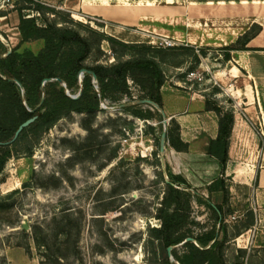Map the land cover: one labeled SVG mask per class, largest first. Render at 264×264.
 Masks as SVG:
<instances>
[{"label": "rangeland", "instance_id": "rangeland-1", "mask_svg": "<svg viewBox=\"0 0 264 264\" xmlns=\"http://www.w3.org/2000/svg\"><path fill=\"white\" fill-rule=\"evenodd\" d=\"M41 1L67 10L75 20L104 31L106 23L123 21L115 22L119 16L110 17L113 21L94 14L86 15L79 8L75 12L71 8V5L75 6V0ZM13 2L0 0V11L6 12V16H0L1 39L8 48L18 41V14L12 11ZM101 3L108 7L106 0L97 1L98 5ZM150 3L126 0L111 4L116 5L126 19L133 20V17L150 16ZM182 4L185 6L187 3ZM76 13L83 16L81 20L74 17ZM218 21L217 25L222 28L239 23L245 30L254 22L260 24L261 35L255 45L264 48V17L223 18ZM138 23L140 25L129 27L133 30L122 29L125 35H132L129 41L147 39L145 43L158 45L156 42L160 38L167 37L184 45H193L176 37L172 26L166 27L169 32H152L148 37L136 30L142 29L141 24L151 22L145 19ZM215 25L207 27L214 28ZM213 41L216 40L211 34L207 41L209 44L193 45L199 52L198 62L189 58V53H184L175 57L174 65L163 64L167 80L180 87L201 91L224 109L244 112L248 102L240 92V83L235 82L230 74L237 71L238 64L233 57L228 62L223 60L226 51L222 47L231 43L230 38L219 41V44H213ZM28 45L36 50L41 44L34 42ZM102 46L107 51L103 60L113 61L108 44L103 42ZM201 47L205 48L204 54ZM254 58L258 61L257 66L253 64L250 72L257 79L258 73L264 74V54ZM241 74L244 76L248 72ZM129 85L134 100L140 99L138 88L131 81ZM260 86L264 88V84ZM123 101L130 100L125 97ZM143 106L151 111L155 109ZM162 120V115L144 121L121 110L101 109L89 124L86 114L72 113L43 134L30 156L10 157L0 174V264H40V261L43 264H148V228L160 225L155 217L156 209L165 184L170 181L160 160ZM149 126L153 127L154 133H150ZM252 131L254 135H247L244 143L236 141L230 148L231 163L233 167L251 166L256 177L260 165H264V115L252 122ZM164 164L167 172L170 166L165 160ZM200 175L191 178L190 191L207 197L206 186L210 179ZM229 183L232 186L229 202L234 213L228 216V221L233 223L235 218L243 217L247 209H252L264 219V194L254 193L258 186L257 177L250 183L242 180L237 183L230 180ZM192 207V217L197 221L209 225L214 223L209 219L210 212L205 205L193 201ZM34 227L39 228V237L45 236L51 252L61 255L60 258H48L46 250L37 247ZM61 229L64 232L59 233Z\"/></svg>", "mask_w": 264, "mask_h": 264}, {"label": "trees", "instance_id": "trees-1", "mask_svg": "<svg viewBox=\"0 0 264 264\" xmlns=\"http://www.w3.org/2000/svg\"><path fill=\"white\" fill-rule=\"evenodd\" d=\"M12 11L18 14L19 40L6 54L9 48L0 38V174L10 157L30 156L43 134L60 119L72 113H83L89 124L93 121L101 107L89 71L95 73L102 100L108 105L129 102L123 101L125 97L134 100L129 85L131 81L141 94L138 98L151 99L162 107L160 89L167 80L163 64L174 65L175 57L184 53L199 61V52L193 45L161 47L145 42H125L104 29L75 20L69 11L41 0H14ZM0 16H6V12L0 11ZM260 31L261 25L252 23L235 41L222 47L226 51L223 60H231L233 51L264 50L249 45ZM38 41L42 45L37 50L28 45ZM103 42L109 46L110 58H113L111 62L103 60L107 56ZM200 50L202 54L206 52L204 47ZM82 70V92L73 99L66 94V89L70 94L79 91ZM10 78L16 79L20 85ZM47 78L53 80L44 83L42 101L41 85ZM56 78L65 83L66 89ZM205 106L206 110H212L218 116L217 136L208 141L205 151L218 162L219 173L206 186L208 193L204 197L190 191L192 187L188 181L167 168L171 183L166 182L155 214L160 225L148 228V264H242L248 260L247 250L237 247L235 239L254 225V211L247 209L243 217L235 218L233 223L228 221L234 209L229 202L231 178L225 176V169L234 110L224 109L217 101L207 97ZM121 111L142 120L161 116L156 108L151 111L143 105L127 106ZM35 114L37 119L24 128L14 142L1 144L10 140L18 126ZM149 130L154 133L152 126ZM166 139L168 146L175 150H188L189 145L181 139L175 119L167 125ZM193 201L207 207L209 219L214 221L212 225L200 223L192 217ZM39 231L38 227H34L37 247L46 250L48 258H60L61 255L51 252L46 237H39ZM62 232L61 229L59 233ZM188 237L195 242L185 241ZM176 245L179 248L172 249L174 260H171L167 247ZM40 264L43 262L40 261Z\"/></svg>", "mask_w": 264, "mask_h": 264}, {"label": "crops", "instance_id": "crops-1", "mask_svg": "<svg viewBox=\"0 0 264 264\" xmlns=\"http://www.w3.org/2000/svg\"><path fill=\"white\" fill-rule=\"evenodd\" d=\"M97 1L102 2L103 0H75V6L71 5V8L75 12L79 8L83 14H94L106 20H113L110 17L119 16L117 19H114L115 22L119 19H123V21H119L116 24L108 22L104 28L107 33L125 42H145L147 40L129 41L123 37L125 33H122L124 32L122 29L130 30L131 28L129 27L138 25L139 21L145 19L151 23L141 24L142 29L136 31L142 32L148 37L151 36L150 33L152 32L160 34L169 32V29L166 27L172 26L176 37L185 39L190 44H200V46H203L202 44H209L207 41L211 34L212 36L214 35V39L216 40L213 41V44H219V41H225L229 38L232 42L245 31L243 24L239 25V23L233 27L222 28L220 25H217L219 23L218 19L230 18L238 20L246 17H264V0H151V3L150 0H136L141 2L148 1L150 3V16L146 14L147 17H133L135 18L133 20L126 19V16L118 12V7L111 4L112 2L119 3L126 0H106L108 7L102 5L104 3L98 5ZM158 2H164L166 5H158ZM183 2L187 4L184 6ZM90 4H93L92 7H90ZM95 10L98 11L95 12ZM91 11L94 13H91ZM213 24H216L214 28H209ZM260 35L261 33L253 38L249 42V45L256 47V40ZM17 39L19 40L18 31ZM36 43L42 45L40 41ZM260 54H264V52L252 53L250 50L231 52V59L232 57L235 59L238 67H236L237 71L235 73L230 72V74L233 76L235 82L240 83V87H242L240 88V92L248 102V106L244 108V112L247 109H252L253 111V116L250 117H246L244 112L234 111V124L230 138L229 158L226 164L225 176L230 177L235 183L241 182V180L235 177L234 167L231 163L232 149L230 150V148H233L236 141L244 143L247 135H254L252 122H255V119L259 120L260 116L264 115V88L260 86L264 84V74L258 73L259 77L256 79L255 75L250 72L253 64L257 66L258 61H255L254 57ZM249 55H253L254 57H250ZM243 71L248 72V74L243 76L241 74ZM160 91L162 97L161 108L168 120V124L171 119H175L179 125L181 139L189 145L187 151H177L170 146L168 148L165 147L164 160L168 164V167L170 166V171L173 174L182 175L189 184L191 183V178L197 177L200 174V176L209 178L210 182L219 173V164L215 158L206 153L205 147L210 139H214L217 136V114L212 110H206V96L199 90L180 87L176 83L172 84L169 80H166L161 86ZM248 93L250 96H248ZM238 114L243 122H245L242 137H234L235 122ZM256 135H259L258 132ZM252 170L253 176L246 183H250L254 178L256 180L257 177L258 186L254 190V193L260 196L264 194V165H260L259 172H256V177L253 168ZM231 187L230 184V189ZM263 220L261 215L256 213L254 225L235 239L237 247L247 250L248 260H245L242 264H263ZM256 230L259 232H256Z\"/></svg>", "mask_w": 264, "mask_h": 264}, {"label": "water", "instance_id": "water-1", "mask_svg": "<svg viewBox=\"0 0 264 264\" xmlns=\"http://www.w3.org/2000/svg\"><path fill=\"white\" fill-rule=\"evenodd\" d=\"M0 38H1V32H0ZM10 52H11V48L8 49V51H7L6 54H8ZM83 72H84V70H82L80 72V74H79V85H80V89H79V91L76 94H70L69 91L66 89L65 83L60 78H56L55 80H57L58 82H60L61 85L66 89V94L68 96H70L71 98L75 99V98H78L80 96L81 92H82V79H81V76H82V73ZM89 73L92 76V82H93L94 89H96V91L98 92V95H99V98H100V107H101V109H109L111 111H119L122 108L127 107V106H132V105H149V106L155 107L162 114V117H163V120H162L163 128H162V132H161V136H160V141H159V151H160V160H161V163H162L163 172L166 175L167 172H166V168H165V164H164V152H165V147H166V144H167L166 136H167V124H168V120H167V118H166V116H165L162 108L156 102H154L153 100L148 99V98L137 99V100H133V101L121 103V104L115 105L113 107H107L104 104V102L102 100V97L100 95V92L98 90V87L96 85V75H95V73L93 71H89ZM10 80L18 83V81L16 79H14V78H10ZM50 80H53V79H49V78L45 79L43 81L42 85H41V89H42V101H43L44 96H45L44 83L46 81H50ZM36 119H37V115L36 114L33 115L32 117L26 119L15 130L12 138L10 140L6 141V142H2L1 144H10V143L14 142L17 139V137L19 136V134L22 132V130L24 128L28 127L29 125H31ZM167 183H171V182L167 180ZM23 227L26 228L27 227V224L24 223ZM189 240H192V241L195 242V240L192 239V238H190V237H188V238L185 239V241H189ZM177 246H179V245H176V246H168L167 247V253L170 256V259L171 260H174L172 254H171V251H172L173 248H175Z\"/></svg>", "mask_w": 264, "mask_h": 264}, {"label": "bare ground", "instance_id": "bare-ground-1", "mask_svg": "<svg viewBox=\"0 0 264 264\" xmlns=\"http://www.w3.org/2000/svg\"><path fill=\"white\" fill-rule=\"evenodd\" d=\"M74 17L76 19L81 20L83 16H81L80 14L76 13L74 14ZM125 39L130 40V38H132V35L127 36L124 34L123 36ZM248 96H250V94L248 93ZM247 114L250 116H253V111L252 109H247L246 110ZM245 126V122H243L242 118L240 117V115L238 114L237 120L235 122V129H234V137H242V130L244 129ZM234 174L235 177L239 180L248 182L250 181V179L253 176V170L250 166L247 165H236L234 167Z\"/></svg>", "mask_w": 264, "mask_h": 264}, {"label": "built area", "instance_id": "built-area-1", "mask_svg": "<svg viewBox=\"0 0 264 264\" xmlns=\"http://www.w3.org/2000/svg\"><path fill=\"white\" fill-rule=\"evenodd\" d=\"M156 44L162 47H173V46L184 45V43L172 41L171 39H168L167 37L160 38V41L156 42ZM144 121H147V120H144Z\"/></svg>", "mask_w": 264, "mask_h": 264}]
</instances>
